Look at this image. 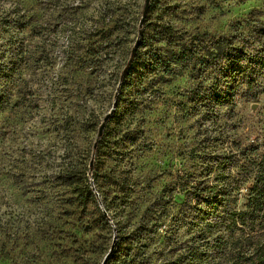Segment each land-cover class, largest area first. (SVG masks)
I'll return each instance as SVG.
<instances>
[{
    "label": "rangeland",
    "instance_id": "1",
    "mask_svg": "<svg viewBox=\"0 0 264 264\" xmlns=\"http://www.w3.org/2000/svg\"><path fill=\"white\" fill-rule=\"evenodd\" d=\"M146 4L0 0V18L5 8L27 16L21 30L0 27V42L20 47L5 58L22 57L0 114V264H102L115 234L123 254L106 264H126L130 248L140 264H173L197 240L182 218L181 182L215 184L228 158L229 208L245 210L255 196L264 70L256 101L246 84L224 98L222 54L228 41L264 44V0H150L144 16ZM180 50L188 59L175 58ZM155 53L178 61L140 72ZM161 195L172 209L158 214L156 235L145 232L146 247L132 232Z\"/></svg>",
    "mask_w": 264,
    "mask_h": 264
},
{
    "label": "trees",
    "instance_id": "2",
    "mask_svg": "<svg viewBox=\"0 0 264 264\" xmlns=\"http://www.w3.org/2000/svg\"><path fill=\"white\" fill-rule=\"evenodd\" d=\"M15 6L21 7L19 4ZM11 14L12 11L5 8L3 16L0 18V27L8 30L14 26L15 29L21 30L23 25L27 23L26 14L16 11L13 16ZM12 41L14 40L3 37L0 42V114L10 103L11 90H9V86L13 83L15 73L22 61L20 60L22 57L19 58L15 52L13 56L5 58L8 52L20 48L17 41L15 43ZM228 44L222 54V56H226L227 62V74L224 81L225 91H223L226 95L225 97L223 93L220 95L224 98L230 97L229 91L236 89L235 87L238 85L246 84L250 94L248 97L256 101L259 96L258 90L262 85L260 75H263L264 70V44L255 48L235 45L234 42L230 41ZM184 52V50L178 51L175 58L182 55V60L188 59L183 55ZM177 61L178 59L169 58L165 60L159 53H155L145 58L139 66V71L154 75L157 70L168 69ZM147 83L151 82L146 80L144 87L147 86ZM220 95L215 98L216 100L214 99L216 102L219 101ZM227 159L218 162L215 168V184H210L203 179H194L191 186L186 187L183 182L178 186L186 191L185 199L181 204L182 218H191L189 223L197 240L190 254L180 255L172 260L173 264H264V164H262L263 168H260L262 170L257 176L258 184L254 188L256 194L249 199L247 209L235 210L230 209L225 200V194H230V191H226L227 185H225L224 180ZM224 185L225 193H221L219 189ZM88 194L93 197L91 188H88ZM168 197L171 198V196ZM168 197L161 195L151 201L152 211L147 212L142 217L144 218L143 222L133 229L132 235L141 245L148 246L144 239L147 237L146 231L157 234L160 217L158 214L161 215V213L172 209ZM103 202L105 211L111 216L112 211L109 202L104 199ZM224 228L229 231L228 236L222 232ZM214 232L215 235L211 237V233ZM200 235L203 238H200ZM230 246L231 250L234 249L235 252H229V256L223 261L222 256L226 253L227 247ZM122 247V243L121 245L118 244L110 257L117 258L119 255L121 258ZM135 249L130 248L129 253H126L127 258L129 257L126 264H140L142 262L143 259L137 253L134 254ZM151 261V259L148 260V262Z\"/></svg>",
    "mask_w": 264,
    "mask_h": 264
},
{
    "label": "water",
    "instance_id": "3",
    "mask_svg": "<svg viewBox=\"0 0 264 264\" xmlns=\"http://www.w3.org/2000/svg\"><path fill=\"white\" fill-rule=\"evenodd\" d=\"M149 2L150 0H147V4H146V7H145V10H144V16L147 14V11H148V5H149ZM143 22V21H142ZM135 52V49L133 50V53ZM259 104L258 103H253L252 104V110L255 111L257 108H258ZM112 113H109L105 119H104V122L102 123V125L100 126V129H99V138L101 137V135L103 134V130L105 128V125H106V122L107 120L109 119V117L111 116ZM105 214H107V212L105 211ZM116 241H117V234H115V238H114V241H113V244H112V247H111V250L109 252V254L105 257L104 261L102 264H106L108 262V259H109V256L112 254V252L114 251L115 249V245H116Z\"/></svg>",
    "mask_w": 264,
    "mask_h": 264
}]
</instances>
